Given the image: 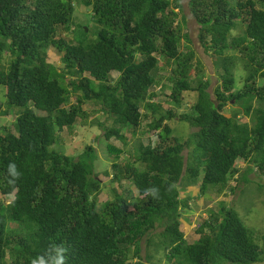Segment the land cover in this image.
<instances>
[{"label":"trees","instance_id":"1","mask_svg":"<svg viewBox=\"0 0 264 264\" xmlns=\"http://www.w3.org/2000/svg\"><path fill=\"white\" fill-rule=\"evenodd\" d=\"M77 3L92 7L96 26L87 41L60 32L76 24ZM188 8L204 52L219 70L213 93L184 30L180 0H0L6 98L0 115L10 109L17 115L15 131L0 132V264H55L61 255L63 264L263 261L264 233L257 235L230 206L209 209L193 242L180 225L190 207V197H181L187 185L197 184L206 196L221 192L236 174L241 183L252 172L264 174V0H189ZM50 47L62 53L61 68L48 61ZM241 69L243 85L237 87ZM164 79L176 110L155 100L154 87ZM186 92L197 97L180 112ZM230 101L235 105L227 115ZM88 103L96 109L86 110ZM98 110L112 120L110 126L97 122L110 154L122 151L112 138L127 143L123 128L132 125L136 133L152 116L153 132L129 157L117 155L105 174L112 173L120 189L114 187L100 206L95 146L77 156L56 147L67 143L78 120L88 123ZM242 116L253 123L240 122ZM173 119L192 129L186 139L174 135ZM13 163L19 176L8 171ZM126 180L136 195L130 185L123 187ZM5 196L13 197L10 203Z\"/></svg>","mask_w":264,"mask_h":264},{"label":"rangeland","instance_id":"2","mask_svg":"<svg viewBox=\"0 0 264 264\" xmlns=\"http://www.w3.org/2000/svg\"><path fill=\"white\" fill-rule=\"evenodd\" d=\"M188 2L189 0H180V4L183 6V11L180 13V17H184L186 20V26L184 30L189 34V37L191 39V46L196 53V58L202 63V71L205 78L204 80H210L208 89L211 93H213L214 88L219 83V70L215 66V59L204 52V49L198 38L199 25L188 8ZM74 21L76 22V24L71 25V27L69 28H62L60 29V32L71 39H74L76 37V34L79 37L84 36L85 41L94 38V34L91 31H93L96 23L93 20V12L91 6L84 3H77L75 6ZM85 28H88L87 31L90 32L84 33L83 31L85 30ZM234 33L238 34V31H235ZM61 56L62 53H60L56 48L50 47L48 49V61L59 68H61L62 66ZM6 60V58L2 60V63L4 65H7L8 63V60ZM159 74H163L165 78L168 77V72L165 70H162ZM236 74L238 82L237 87H240L243 85V79L241 78V76L244 77L245 72L241 69L238 70ZM118 75V72L113 73L112 79L114 82L118 78ZM191 75L193 77L195 76L194 71L191 73ZM166 85L169 87L171 83L167 79H164L163 82L154 87V91L157 93V97L155 98V100L157 102H160L165 109L173 108L174 110H176L178 109L177 105L168 102V95L171 91L168 87H165ZM4 91V87L0 85V104L3 105L1 110L6 109V98H4ZM184 97L185 99L183 103L185 105L181 109H179L180 112L187 111L189 108H191L193 102L197 97V94L195 92H186L184 93ZM74 99L75 96H73V100ZM253 104L254 106H256L258 102H254ZM234 105L235 101L229 102V105L226 108L227 115L230 114L232 110L231 106ZM84 108L86 110L96 109L92 105V103L86 104ZM235 108L241 109L239 104H237ZM36 112L40 115H46L45 111L37 110ZM143 112H145L144 109ZM16 118L17 115L14 109H10L6 115L1 114L0 132L4 128L15 131L14 123L16 121ZM107 119V115L103 114L101 110H98L96 113L89 117L88 123L83 122L82 120H78V122L70 128L69 134L66 135L67 143H62L61 148L59 147V145H56V147L61 149L62 152L72 156H77L78 154H80L84 147H86L88 144H92L93 146H95L98 153L95 170L96 173H98L99 178H101L103 184L102 190L97 195L99 206L107 199H109V197L112 198V190L114 187L120 189L117 182L112 183V173H110V175L108 176L105 174L106 171L112 172V164L115 160L118 159L117 155H119V160H124L126 157H129V153L131 152V150H135L136 147H138L139 142L146 145L153 135V132L148 127L149 122L152 120V116H148L143 120V128L138 130L136 133L134 132V126L132 125L123 128L121 133L125 137V140L127 142L126 144L112 138L114 144L121 148L122 151L120 152V154H110L107 146L105 131L97 123L102 122L105 125L110 126L112 124V120ZM240 122H249V118L242 116ZM249 123L252 124L253 122ZM168 124L174 129V135L183 137L184 139H186L192 131L187 123L181 122L178 119L168 121ZM237 164L239 167H241V169H244L247 166V163H245V161L243 160L238 161ZM261 175H259L256 171L252 172L248 176L249 181L241 183L239 182V180H237L238 174H236L233 180H231L227 184V186L222 189L221 192H219V190L217 189H213L210 190L208 195L206 196L200 195V189L197 184L195 185L191 183L190 185H187L185 191L181 192V197H190V207L186 208V212L182 216V223L180 225L181 230L185 233L186 239L189 242H193L194 240L198 239L199 234L197 233L196 229L199 225V222L201 221V217L206 218L208 216L209 209L217 210L225 205L235 209L239 213V215L244 218L243 220H245L246 224L249 227L256 229L257 235H259V232L264 233V174L263 176ZM128 185L131 186L132 190L134 189L133 191L136 195L137 190L134 185H131L128 180L124 181L123 187H127ZM259 185H263V188H261ZM12 198V196H5L3 200H5V203L8 204L10 203ZM10 224L15 225L12 222H10ZM161 230L162 228L158 229V231ZM260 243L264 247V242L260 241ZM161 263L166 264L165 261H162ZM258 264H264V254L263 261L259 262Z\"/></svg>","mask_w":264,"mask_h":264},{"label":"clouds","instance_id":"3","mask_svg":"<svg viewBox=\"0 0 264 264\" xmlns=\"http://www.w3.org/2000/svg\"><path fill=\"white\" fill-rule=\"evenodd\" d=\"M8 171L12 176L20 175V173L17 172V168L14 163L9 165ZM63 261H64V257L61 255L59 256V259L56 260L55 264H63Z\"/></svg>","mask_w":264,"mask_h":264},{"label":"water","instance_id":"4","mask_svg":"<svg viewBox=\"0 0 264 264\" xmlns=\"http://www.w3.org/2000/svg\"><path fill=\"white\" fill-rule=\"evenodd\" d=\"M86 30H88V28H86Z\"/></svg>","mask_w":264,"mask_h":264}]
</instances>
